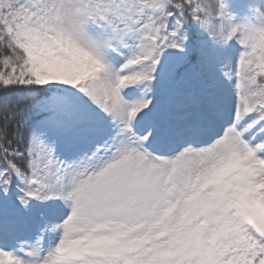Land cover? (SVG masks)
I'll use <instances>...</instances> for the list:
<instances>
[{"label": "snow or ice", "instance_id": "1", "mask_svg": "<svg viewBox=\"0 0 264 264\" xmlns=\"http://www.w3.org/2000/svg\"><path fill=\"white\" fill-rule=\"evenodd\" d=\"M257 20L0 0V264H264Z\"/></svg>", "mask_w": 264, "mask_h": 264}, {"label": "trees", "instance_id": "2", "mask_svg": "<svg viewBox=\"0 0 264 264\" xmlns=\"http://www.w3.org/2000/svg\"><path fill=\"white\" fill-rule=\"evenodd\" d=\"M237 1L243 4L242 7L235 3L230 5V7L240 16V22H242L243 25L248 23H257V17L260 13H264V0ZM229 47L233 53L239 52L241 54L244 51L243 46L239 44L237 39H233L230 42ZM15 99L16 97L13 94H0V109H2L6 104L14 103Z\"/></svg>", "mask_w": 264, "mask_h": 264}, {"label": "rangeland", "instance_id": "3", "mask_svg": "<svg viewBox=\"0 0 264 264\" xmlns=\"http://www.w3.org/2000/svg\"><path fill=\"white\" fill-rule=\"evenodd\" d=\"M230 1V0H229ZM234 1H236V0H231L230 1V3H233ZM225 3H226V6H227V10H228V12L232 15V17H233V22L234 23H236V24H240V25H243V23L242 22H240V17H239V15H235V16H233V12L230 10V8L228 7V0H225ZM235 4H239V3H235ZM241 5V4H240ZM238 20V21H237ZM237 21V22H236ZM234 56L236 57V58H238L239 57V54H237V53H235L234 54Z\"/></svg>", "mask_w": 264, "mask_h": 264}]
</instances>
